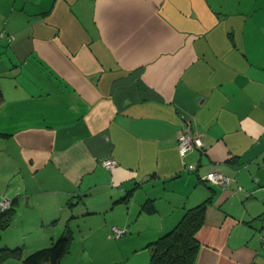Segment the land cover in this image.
Masks as SVG:
<instances>
[{
	"label": "crops",
	"instance_id": "obj_1",
	"mask_svg": "<svg viewBox=\"0 0 264 264\" xmlns=\"http://www.w3.org/2000/svg\"><path fill=\"white\" fill-rule=\"evenodd\" d=\"M0 34V247L149 264L212 197L195 264H264V0H0Z\"/></svg>",
	"mask_w": 264,
	"mask_h": 264
},
{
	"label": "trees",
	"instance_id": "obj_2",
	"mask_svg": "<svg viewBox=\"0 0 264 264\" xmlns=\"http://www.w3.org/2000/svg\"><path fill=\"white\" fill-rule=\"evenodd\" d=\"M202 146L194 147L192 150L200 149ZM178 147L180 152L179 140ZM189 151L184 156L181 153L180 155L184 163H186V170L195 172L199 168V164L194 163V168H190L189 166L193 163H187L185 161V156ZM206 179L209 180L207 175ZM211 202L212 197L196 206L187 208L181 219L172 229L151 242V258L149 264H195L200 249V243L195 235L205 222L206 210ZM12 206L13 201L8 208L4 210L0 208V228L6 226L8 223L7 221L11 217ZM154 209L153 204L149 205L145 203L142 211L153 212ZM73 237L72 231L67 230L51 245L37 249L25 257H23V247L21 246H2L0 247V264H4L5 261L11 258L22 259L25 264H61L62 259L70 251Z\"/></svg>",
	"mask_w": 264,
	"mask_h": 264
},
{
	"label": "built area",
	"instance_id": "obj_3",
	"mask_svg": "<svg viewBox=\"0 0 264 264\" xmlns=\"http://www.w3.org/2000/svg\"><path fill=\"white\" fill-rule=\"evenodd\" d=\"M178 140H179V146H180V153L183 156L186 154L187 151L192 150L194 147H201L203 145L201 137L198 135H194L189 130L182 131L178 137ZM103 163L108 168H112L113 166L116 165L115 160L112 158L105 159ZM189 167L194 168V164H191ZM207 178L209 180L216 181L222 184H229L231 181L229 176L217 170L210 171L207 174ZM11 202L12 201L8 198V196L2 197L0 199V208L2 210L8 208L11 205ZM114 232H115V235L119 237L125 233V230L115 227Z\"/></svg>",
	"mask_w": 264,
	"mask_h": 264
},
{
	"label": "rangeland",
	"instance_id": "obj_4",
	"mask_svg": "<svg viewBox=\"0 0 264 264\" xmlns=\"http://www.w3.org/2000/svg\"><path fill=\"white\" fill-rule=\"evenodd\" d=\"M11 232H14V231H11ZM79 237H81V236L75 235L74 245L72 246V250L70 251L71 253L64 260V264H103V263H106L104 261L107 260L106 257L108 255L117 254V252L115 250L112 252L111 248H105L103 250H99V251L94 252L95 255L97 256L98 260L89 259L88 258V252H84L82 250L81 245L78 243H75V240ZM91 253H93V251Z\"/></svg>",
	"mask_w": 264,
	"mask_h": 264
},
{
	"label": "water",
	"instance_id": "obj_5",
	"mask_svg": "<svg viewBox=\"0 0 264 264\" xmlns=\"http://www.w3.org/2000/svg\"><path fill=\"white\" fill-rule=\"evenodd\" d=\"M4 102V94L2 90L0 89V105Z\"/></svg>",
	"mask_w": 264,
	"mask_h": 264
}]
</instances>
